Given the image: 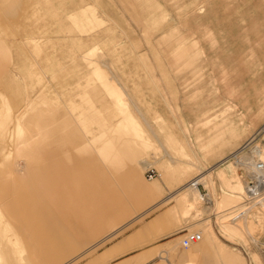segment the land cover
Segmentation results:
<instances>
[{
	"label": "rangeland",
	"instance_id": "rangeland-1",
	"mask_svg": "<svg viewBox=\"0 0 264 264\" xmlns=\"http://www.w3.org/2000/svg\"><path fill=\"white\" fill-rule=\"evenodd\" d=\"M45 1L51 2L50 11L31 0L26 12L20 4L16 17L8 12V18L4 16L5 6L0 5L4 19L0 39L10 42V47L12 33L27 31L34 32L40 44V48L24 45L19 52L12 46L14 58L1 75L17 68L19 54L23 69L18 72L25 74L19 85L24 92L44 85L47 98L55 105L63 102L69 91L77 101L83 100L81 92L87 80L94 78L95 85L116 103L129 142H136L122 155L123 162L106 163L97 155L92 170L52 172L59 173L61 199L73 200L72 206H76L88 199L92 186L119 184V168H136L139 190L152 189L153 193L131 197L117 188L116 196L125 199L129 212L119 217L111 214L118 206L107 205L104 218L89 217L84 222L87 226L79 225L84 232L81 236L71 231L68 220L60 219L65 231L70 232L64 238L71 242L70 248L65 254H48L42 244L54 238L43 231L46 219L42 209L45 200L53 201L55 196L39 190V172L29 169L33 162L41 161L35 148L37 133L25 121L17 125L15 118L12 145L0 157L3 177L11 183L1 187L4 198L0 212L4 225L16 228L26 247L25 263L20 264H65L81 255L71 263L77 264L108 240L169 205L180 225L172 236L181 235L173 245L174 254L196 255L198 264H225L210 240L204 241L211 229L210 234L218 239L215 241L225 244L219 251L233 257L235 264H264V200L257 201L264 195V187L256 189V196L248 190L246 194L244 186L254 174L238 163L245 153L255 155L257 146L264 158V0ZM72 7L75 14L65 16ZM54 12L63 15V23L52 17ZM92 38L98 41V48L90 52L91 67L87 68L88 62L79 55ZM73 52L79 58L72 74L68 72L76 68ZM36 59L50 66L31 67ZM93 66L95 74L88 73ZM86 72L79 84H73L75 89L68 90L72 77ZM54 75L63 76L68 87ZM8 99L14 104L12 94ZM206 107L209 111L203 114ZM67 108L74 112L69 105ZM222 120L231 122L237 133L229 145L217 147L216 125ZM6 140L5 132L0 136V149ZM239 147L242 150L235 154ZM141 161L149 166H142ZM153 171L150 178L148 172ZM188 185H197L198 192ZM47 205L52 216H72L59 213L54 202ZM184 229L200 232L203 239L183 248ZM5 231L0 228L1 242H9L3 238ZM6 250L11 258L12 253L17 254L9 245Z\"/></svg>",
	"mask_w": 264,
	"mask_h": 264
},
{
	"label": "crops",
	"instance_id": "crops-1",
	"mask_svg": "<svg viewBox=\"0 0 264 264\" xmlns=\"http://www.w3.org/2000/svg\"><path fill=\"white\" fill-rule=\"evenodd\" d=\"M30 1L31 0H1L0 5L2 7L3 5L5 6V17L8 18V12H11L10 14L16 17L18 5L21 4L24 12H26ZM141 1L143 3L147 2V0ZM37 2L41 3L42 8L50 11L51 2L45 0L44 2L37 0ZM144 9L146 11V8ZM75 11L76 9L72 7L66 11L65 16L71 17L75 14ZM62 16L63 15L58 12L52 13V17L63 23ZM3 21L4 19L1 20L0 16V26ZM62 27H65L64 24ZM4 32L7 34L10 33V31L6 29ZM11 35H13L14 39L11 40L10 47L8 45L10 42L0 39V136L4 135L6 132L7 137L5 146L3 145L0 149V157L3 156V152L12 145V136L17 128L16 125L13 124L14 119H20H17V125L22 121L27 122L38 136L35 148L39 154L38 160L41 158V161L37 163L33 162V167L31 166L29 168L30 170L35 169L39 172V184H37V186H39V190H41L44 195L55 196L53 201H45L47 203L54 202L55 205H57L56 208L59 213H69L72 215H62L61 217L52 216L50 208H48L49 206L44 202L42 212L46 222L43 231L51 235L54 239L50 237V240H44L45 242H43L42 246L48 254L53 252L55 255L59 251L65 254L67 249L70 248L69 245L71 242L66 243L64 238L70 234V232L65 231V226L60 224V219L64 221L65 219L68 220L70 224L69 227L72 229L71 231L81 236L84 235V232L80 226L83 224L87 226V223L84 222H86L89 217L91 219L104 218L105 210L103 212H98L96 208L97 203L104 204L112 201V199L108 201L107 195L116 197L115 202L124 204L128 213V205L126 206L125 199L116 196L119 195L117 188L126 190L131 197H135L138 193L142 195L141 197L150 196L153 190L147 188H141L139 190V185L136 183V168H119L116 170V173L119 174V184H104L102 188L92 186V188L88 189V199L80 200L81 202L76 206H72L73 200L61 199L63 195H61L58 189V187H60L59 173L52 174V172L64 169L72 171L74 174V172L79 173L81 170H92L97 163V155L102 156L100 159L106 163L123 162L124 158L122 155L126 152L128 153L129 147L135 146L136 142L132 140L129 142L126 124H124L122 117L115 110L116 103L111 102L103 89L95 85L96 80L94 78L87 80V84H85L81 92L83 100L77 101L73 97V93L69 91L67 98L63 99V102L60 104L55 105L52 99L47 98L48 89H46L44 85L38 89H31L26 92H24L22 86L19 85L21 84L22 76H25L22 72H18L19 69H23L20 65L19 54L16 58L17 68L11 69L8 75L2 76L1 74L4 72L5 65L14 58L11 49L12 46L16 48L17 52L22 49V46H27L29 44L34 48H40V44L38 43L39 37H35L34 32L28 33L25 31L23 34L17 31ZM97 42L98 41L92 38L88 43H84L85 50L79 55V57H82V59L88 62L86 64L87 68L91 67L90 61L92 60L89 54L91 51L98 48ZM45 55L46 61H49L50 57L47 54ZM71 56L75 60L76 66L75 64L74 66L76 68L68 73L73 74L77 69L78 62L76 61L79 57L75 52H73ZM47 63L42 64L40 59H36L34 63H31V67L35 65L39 68H43L44 65L49 67L50 65ZM59 66L63 67L65 65L61 64ZM95 71V67L93 66L88 73L95 74ZM86 74L87 72L79 77L73 76V80L68 82V84L71 85L68 90H74L75 87H73V84H79L80 79L84 78ZM54 76L61 81L60 84H62L63 87H68L67 84L63 83L65 82L63 76ZM109 80L110 78L104 80V84L108 83ZM109 88H111L112 91L113 87L109 86ZM9 93L14 96L15 102L12 105L8 99ZM118 96L122 97V93L118 94ZM43 101H45V106L43 105ZM67 104L73 108L74 112H71V110L67 108ZM122 106L126 108L124 105ZM208 111L209 107H206L203 110V114ZM225 123L229 122L222 120L218 124H222L223 126ZM218 124L216 125L217 131L219 130L218 128L222 127ZM230 132L233 134L237 133L235 129H232ZM116 141L118 142V147H116ZM238 149H235L234 153H236ZM143 161L140 162L142 166ZM3 176V170L0 168V202L4 198V191H2L3 189H1V187L3 188L11 184L10 179L4 178ZM91 178H94V176L91 175ZM104 179L105 178H103V180ZM111 214H115L119 217L121 216L119 211L112 212ZM2 218L0 212V220ZM178 219L173 208L170 205L165 206L125 233L108 240L77 264H175L177 260H182L183 263L181 264H198L200 258L196 255L192 257H188V255L187 257H181L173 253L175 240L181 237V235L175 238L172 237L176 228L180 226ZM0 228L6 230L3 234V238L5 237L9 240V242L0 241V264L25 263L26 247L21 243L19 237L20 233L13 227L4 225L0 226ZM35 230L41 232V228H35ZM210 232H212L211 229L209 230V239L205 238L204 241L208 242L210 240V246L214 250H218V255L223 259L222 261H224L225 264H235V259L233 257L227 256L219 251L223 249L221 246L225 244L221 241H215L218 239H215L214 235H211ZM8 245L17 253L15 255L13 253L11 254L13 258L10 257V254L6 250V246ZM53 245L56 246L54 247ZM51 246L53 247L51 248ZM79 257L65 264H71Z\"/></svg>",
	"mask_w": 264,
	"mask_h": 264
},
{
	"label": "bare ground",
	"instance_id": "bare-ground-1",
	"mask_svg": "<svg viewBox=\"0 0 264 264\" xmlns=\"http://www.w3.org/2000/svg\"><path fill=\"white\" fill-rule=\"evenodd\" d=\"M218 125L222 126V124H218ZM218 129L219 130L216 132V134H217V136H218V138L220 140L219 139H215L216 140V146L219 145V146L222 147V146H224L227 143L229 145V143L232 142V139L236 135V134H233V133L230 132V131H232V123L231 122L225 123L222 127L218 128ZM226 131H229L230 133L225 135ZM241 148L236 153H238L240 150H242ZM260 148L258 146L256 147V150H255L256 154L255 155H247L245 153L244 155H242L241 160H238V163H241L242 165L244 164L246 166L247 170L254 174L255 177L252 176V178H262V176H264V158H263V155H262L263 154L262 150ZM143 166L147 167V166H149V163H147L145 161V162H143ZM246 185H247V187L244 186V189H246V194H248L247 190L249 191V183H247ZM188 186L190 188H193L195 190V192H198L197 185L196 186L188 185ZM254 192L255 193L257 192L256 188H254ZM250 193H252V192H250ZM107 198H108V201L110 199H112V201L111 202H106L104 204H98L97 203L96 210L98 212H103L104 210L106 211L107 205H112L113 207H117L118 206L119 209L117 211H119L121 215L127 213L126 208L124 206L122 207V205H124V204H121L120 202H115L116 197H114L113 195H111V196L107 195ZM262 200H264V195L262 197H260L257 201H262ZM114 212H116V211H114ZM128 212H129V208H128ZM0 226H4V223H3L2 220H0ZM223 228H225V227H223ZM225 231H226V229H225Z\"/></svg>",
	"mask_w": 264,
	"mask_h": 264
},
{
	"label": "built area",
	"instance_id": "built-area-1",
	"mask_svg": "<svg viewBox=\"0 0 264 264\" xmlns=\"http://www.w3.org/2000/svg\"><path fill=\"white\" fill-rule=\"evenodd\" d=\"M149 177L153 178L154 177V171L153 172H148ZM249 191L252 192L253 196H256L254 192V188L259 189L264 187V178H249ZM251 195L250 197L253 198ZM185 233L183 234V238L181 240V245L183 248L187 249L191 247V245L199 242L202 238V234L200 232H190L187 229H184Z\"/></svg>",
	"mask_w": 264,
	"mask_h": 264
}]
</instances>
